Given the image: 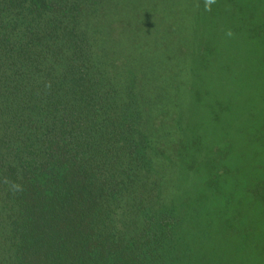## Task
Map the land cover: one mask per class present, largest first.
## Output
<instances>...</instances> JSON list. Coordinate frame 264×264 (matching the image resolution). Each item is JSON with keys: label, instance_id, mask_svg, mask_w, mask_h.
<instances>
[{"label": "trees", "instance_id": "16d2710c", "mask_svg": "<svg viewBox=\"0 0 264 264\" xmlns=\"http://www.w3.org/2000/svg\"><path fill=\"white\" fill-rule=\"evenodd\" d=\"M112 2L0 0V264H251L247 251L264 252L248 213L264 217V180L229 189L228 146L215 152L199 221L168 204L149 124L158 76L145 77L142 58L105 59L98 20ZM122 21L109 18L103 39L118 40ZM191 222L203 227L193 241ZM213 231L240 250L196 256Z\"/></svg>", "mask_w": 264, "mask_h": 264}, {"label": "rangeland", "instance_id": "374dc122", "mask_svg": "<svg viewBox=\"0 0 264 264\" xmlns=\"http://www.w3.org/2000/svg\"><path fill=\"white\" fill-rule=\"evenodd\" d=\"M124 9L126 26L119 39H103L114 33L106 21L123 20L118 13ZM105 13H113L98 20L101 40L112 44L105 59L118 65L122 59L142 58L145 77L158 76L159 107L149 114V124L157 167L168 184V204L189 221H199L206 183L221 166L215 152L228 146L222 164L231 171L229 189L264 180V37L252 34L264 27V0H113ZM162 120L165 129L158 126ZM227 199L228 194L216 202L227 205ZM238 205L227 208L247 209ZM248 213L251 222L264 227L259 211ZM195 225L184 226L187 239L193 227L203 229ZM211 234L212 239L203 235L200 245L194 244L196 256L200 248L219 254L240 250L223 233ZM260 234L256 239L264 243V231ZM246 253L254 257L251 264H264V252Z\"/></svg>", "mask_w": 264, "mask_h": 264}]
</instances>
